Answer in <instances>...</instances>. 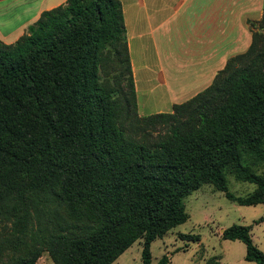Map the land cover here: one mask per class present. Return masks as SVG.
Instances as JSON below:
<instances>
[{
    "label": "trees",
    "instance_id": "1",
    "mask_svg": "<svg viewBox=\"0 0 264 264\" xmlns=\"http://www.w3.org/2000/svg\"><path fill=\"white\" fill-rule=\"evenodd\" d=\"M245 50L169 111L140 115L119 0H64L0 40V264H110L187 218L210 183L238 204L264 202V1ZM251 182L243 195L227 176ZM243 258L264 264L245 224Z\"/></svg>",
    "mask_w": 264,
    "mask_h": 264
},
{
    "label": "crops",
    "instance_id": "2",
    "mask_svg": "<svg viewBox=\"0 0 264 264\" xmlns=\"http://www.w3.org/2000/svg\"><path fill=\"white\" fill-rule=\"evenodd\" d=\"M63 1L0 0V40L13 41L40 11ZM119 1L135 96L138 77L147 92L162 95L152 113L201 90L246 49L249 21L260 18L264 0Z\"/></svg>",
    "mask_w": 264,
    "mask_h": 264
},
{
    "label": "rangeland",
    "instance_id": "3",
    "mask_svg": "<svg viewBox=\"0 0 264 264\" xmlns=\"http://www.w3.org/2000/svg\"><path fill=\"white\" fill-rule=\"evenodd\" d=\"M141 84L138 77L135 103L137 113L144 115L158 106L155 99H162V95L157 90L147 92ZM162 108L168 110V107ZM253 187L251 182L227 176V189L235 195H243ZM183 202L187 218L150 242V263L165 253L167 264H252L243 258L242 241L221 237L222 228L231 223L247 225L252 242L264 252V202L238 204L210 183H202L190 191ZM33 264L54 263L43 250ZM110 264H142L141 238L133 241Z\"/></svg>",
    "mask_w": 264,
    "mask_h": 264
}]
</instances>
